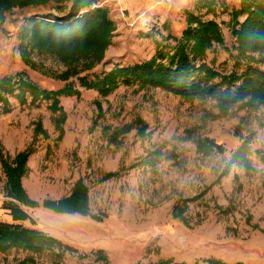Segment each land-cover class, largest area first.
Wrapping results in <instances>:
<instances>
[{"label":"rangeland","instance_id":"1","mask_svg":"<svg viewBox=\"0 0 264 264\" xmlns=\"http://www.w3.org/2000/svg\"><path fill=\"white\" fill-rule=\"evenodd\" d=\"M122 1L127 4L121 5ZM147 1L100 0L98 6L108 9L117 31L102 64L81 77L93 80L116 66L147 62L161 47L173 51L187 28L189 13L204 20L216 19L221 25L225 46L215 45L208 52V63L215 59L214 67L223 74L237 68L232 16L241 9V0H216L214 14L207 13V4L213 0H151L149 5ZM71 5V0H65L15 8L7 14L0 30V80L19 74L52 91L73 83L81 96L61 99L67 114L62 138L47 104L22 107L12 99L14 111L0 115V152L10 162L15 160L30 147L34 123L42 120L49 138L39 136L22 178L23 187L32 200L42 204L69 197L82 179L90 190L91 216L22 206L33 223L16 224L39 230L77 251L66 253L61 264H209L210 260L264 264V166L254 155L255 172L249 174L233 166L230 174L217 182L241 145L237 132L242 137L256 134L253 151L264 152V110L251 111L239 105L228 116L220 117L214 100H188L161 89L137 86H122L102 99L96 91L83 88L80 78L69 82L54 78L66 68L52 58L35 55L38 68L25 65L20 56L23 27L33 20L63 17ZM245 19L242 16L239 21ZM97 101L105 113L98 121ZM137 121L148 126L144 138L138 134ZM105 127L111 128L110 134ZM195 128L198 135L222 145L225 152L203 158L186 136L187 130ZM111 135L117 137V143L112 142ZM155 150L162 153L156 167L138 165ZM116 172H120L118 177L104 180L106 174ZM6 184L0 158V222L13 223L10 212L3 208ZM209 187L202 200L189 203L185 220L174 218L177 204ZM231 205L235 210L229 215L216 209ZM248 216L252 217L249 223ZM29 258L33 262L27 263ZM55 261L51 252L0 253V264Z\"/></svg>","mask_w":264,"mask_h":264},{"label":"trees","instance_id":"2","mask_svg":"<svg viewBox=\"0 0 264 264\" xmlns=\"http://www.w3.org/2000/svg\"><path fill=\"white\" fill-rule=\"evenodd\" d=\"M65 0H0V30L3 28L7 14L15 8L45 6L51 2L62 3ZM72 5L63 17L42 18L33 20L23 27L20 33V56L23 63L29 67L38 68L33 56L49 57L63 65L66 70L54 78L69 82L70 79L80 78L79 82L86 90L96 91L102 99L115 93L120 87H134L139 89H161L174 96L195 100L211 99L216 101L220 109V117L228 116L236 106L248 108L251 111L264 110V0H241V9L233 11L232 19L236 37L237 68L231 73H220L215 67V59L208 63V52L215 45L225 46V39L221 25L213 20H204L192 13L188 14L187 28L178 40L175 49L166 52V48H158L153 58L147 62L128 67L116 66L110 72L96 76L90 80L85 72L94 70L102 64L106 52L112 45L116 23L111 19L108 9L99 7L100 0H71ZM217 1L207 4V13H215ZM246 16L243 23L240 17ZM245 62V63H244ZM241 72V73H239ZM81 96L73 83L63 89L52 91L43 89L22 75L5 76L0 80V115L14 111L12 99L22 107H40L47 104L52 114V122L60 131V138L65 134L64 124L67 114L61 106L63 97ZM98 116L96 121L105 118L101 101L96 102ZM96 121L93 128L96 127ZM34 139L30 147L20 153L15 160L9 161L2 152L0 158L4 173L7 177L6 201L3 208L10 212L13 223L0 222V253H9L13 250L24 251L33 255H42L51 252L56 261L61 264L66 253H76L72 247L62 241L49 236L39 230L26 228L17 222H25L31 216L22 206L51 210L56 214H79L91 216L89 188L85 182L79 180L72 194L60 201L46 200L42 204L32 200L22 185V178L26 175L27 163L36 152V143L40 135L49 138L42 120L34 123ZM138 134L141 137L148 135V126L137 121ZM104 130L110 134V127ZM198 129L186 131L188 139L196 145L197 152L203 158H209L216 153H224V147L214 140L198 135ZM241 137V145L233 152L231 159L219 176L217 182L228 176L233 166L244 169L247 173L255 172L253 157L264 166V152L253 151V142L256 134ZM113 143L117 137L111 135ZM162 160L160 150L151 152L147 159L138 163L146 167H156ZM120 172L108 173L104 180L119 176ZM239 182V176H235ZM212 187V186H211ZM207 190L198 196L185 199L177 204L173 211L176 219L185 220L184 215L189 209V203L202 200ZM241 190L243 186L239 184ZM223 215L234 212L231 205L228 208L216 206ZM95 220H101L93 216ZM252 217H247L251 222ZM258 228V227H254ZM27 263L33 262L27 259ZM209 264H226L217 260H210ZM158 264H185L163 261ZM241 264V263H240Z\"/></svg>","mask_w":264,"mask_h":264},{"label":"bare ground","instance_id":"3","mask_svg":"<svg viewBox=\"0 0 264 264\" xmlns=\"http://www.w3.org/2000/svg\"><path fill=\"white\" fill-rule=\"evenodd\" d=\"M124 2H125V1H124ZM124 2L122 1V2H121V5L125 6ZM125 3H126V2H125ZM126 4H127V3H126Z\"/></svg>","mask_w":264,"mask_h":264},{"label":"crops","instance_id":"4","mask_svg":"<svg viewBox=\"0 0 264 264\" xmlns=\"http://www.w3.org/2000/svg\"><path fill=\"white\" fill-rule=\"evenodd\" d=\"M150 1H151V0H148V1H147V5H149ZM153 1H154V0H153Z\"/></svg>","mask_w":264,"mask_h":264}]
</instances>
